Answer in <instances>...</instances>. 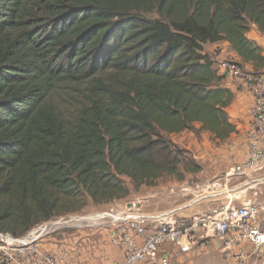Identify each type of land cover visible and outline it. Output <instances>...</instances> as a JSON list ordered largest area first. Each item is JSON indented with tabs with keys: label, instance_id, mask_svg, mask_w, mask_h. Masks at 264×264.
<instances>
[{
	"label": "trees",
	"instance_id": "obj_1",
	"mask_svg": "<svg viewBox=\"0 0 264 264\" xmlns=\"http://www.w3.org/2000/svg\"><path fill=\"white\" fill-rule=\"evenodd\" d=\"M150 14H157L151 18ZM264 0H0V233L127 198L203 166L172 135L237 132L207 43L264 70ZM82 86L71 118L55 103Z\"/></svg>",
	"mask_w": 264,
	"mask_h": 264
},
{
	"label": "built area",
	"instance_id": "obj_2",
	"mask_svg": "<svg viewBox=\"0 0 264 264\" xmlns=\"http://www.w3.org/2000/svg\"><path fill=\"white\" fill-rule=\"evenodd\" d=\"M216 67L224 78L253 94L254 103L246 111L245 159L230 164L219 176L201 178L198 174L176 182L170 192L187 200L170 210L147 211L142 200H117L105 210L53 217L23 237L0 233V264H68L66 251L45 247L42 242L44 237L71 229L87 233L86 237L101 232L120 253L111 264L183 263L212 242L218 243L231 263L252 264L256 258L264 262V205L242 200L245 188L257 183L260 177L256 175L264 169V70L249 72L233 58L216 62ZM211 201L220 206L187 214Z\"/></svg>",
	"mask_w": 264,
	"mask_h": 264
},
{
	"label": "crops",
	"instance_id": "obj_3",
	"mask_svg": "<svg viewBox=\"0 0 264 264\" xmlns=\"http://www.w3.org/2000/svg\"><path fill=\"white\" fill-rule=\"evenodd\" d=\"M248 36L262 47L264 54V33H262L256 25H254L251 31L248 33ZM205 50L210 53L212 58H214L217 63H220L227 58H233L236 61H240V57L234 50L231 49L230 43L227 41L208 43L205 46ZM245 68L250 72L252 71L253 66L251 63H247V65H245ZM222 86L226 88L229 87L235 93V97L232 101L233 103L229 106V114L231 121L237 125V132L234 133L226 143L219 145L213 143L209 137V140L206 142H194L196 147V153L194 154V156L197 162L201 165L202 162L209 163L210 169L207 173L211 176L216 175L218 172L223 171L225 168H228L230 164L245 159L248 154L246 131L249 126V122L246 117V111L248 107L254 103L253 94L247 87L241 84H236L229 78L223 79ZM185 132L186 131L179 134L182 135L185 134ZM204 133L210 136L209 132ZM175 135L176 134L172 135V137H175ZM204 136L205 135L203 134V137ZM183 137L185 138V135H183ZM172 139L174 142H177L175 138ZM200 160H202V162ZM203 173H206L204 169L199 173V175ZM243 195L242 200H246ZM180 197L181 195L179 194L171 196V200L173 201V203H171L172 205H170V207L168 208L162 209V211L170 210V208H174L180 205L183 202L182 201L181 203H178ZM237 202L240 203V201ZM197 210L202 209L201 207H198L194 210L188 211L187 214H193ZM66 232L67 235L62 237L63 240H60V237H57L56 235L52 236V240H50L52 242L49 244V247H52L56 250L66 251L69 259L68 264H111L112 261L118 259V257L120 256L119 251L116 248L112 247L111 254L106 262L103 257L101 260L99 258H96V255L102 254L103 249L101 248L103 247V244L100 245V247H93L91 245L94 244V242L101 240L99 233H95L91 237H86L87 233L76 231V233H80V235H75L71 234L72 232H70V230H66L65 233ZM46 247H48V245ZM99 248L101 249V251L94 253V251L98 250ZM186 258L188 261H190V264H234L227 261L223 257L219 250V245L217 242H212L211 246L203 250L200 254L195 256L191 255ZM252 264H264V262H262V260H260L259 258H256L254 259V261H252Z\"/></svg>",
	"mask_w": 264,
	"mask_h": 264
},
{
	"label": "rangeland",
	"instance_id": "obj_4",
	"mask_svg": "<svg viewBox=\"0 0 264 264\" xmlns=\"http://www.w3.org/2000/svg\"><path fill=\"white\" fill-rule=\"evenodd\" d=\"M150 17L151 18H157L158 15L157 14H150ZM64 86H66V87L58 89L53 94L54 100H55V103L60 107V109L66 113V117L72 118L77 113V108H78V104H79L78 97L81 94L80 90L83 87L78 86V85L69 84V83L65 84ZM203 134L205 135L204 137H203ZM183 135H185V138L183 137ZM208 137L209 136L207 134H205L204 132L201 133L200 135H196V133L194 131L188 130L185 132V134H182V135L176 134L175 137H172V138H175V140L177 141V142H175L176 144H179L181 147L187 148L194 155L196 153L195 152L196 147H195L194 142L195 141H198V143L206 142L209 140ZM200 161L202 162V160H200ZM202 165H203V169L206 171V173L198 175V177L210 178L211 175L207 173V172H209V169H210L209 163L202 162ZM219 175H221V174H216L215 176H219ZM256 176H259L260 180L257 183L250 184V186H247L243 192V194H244L243 196L245 197L246 200L253 199V200H256L257 202H260L261 204L264 205V169H263V171L259 172ZM121 179L127 185H130V187L132 188V191L127 198L120 199V200L117 199V200L120 202H123V203L130 202L133 200H142V201H144L143 205L145 207V210H147V211L162 210L164 208L170 207V205H172L171 203H173V201L171 200V196L176 195V194L170 192V187L176 185V181L171 179V177L163 178V179H161V181L159 180L158 184L155 186H150V187L144 186L139 191L135 190V188L131 184L130 178L122 176ZM241 180H243V179L241 178ZM237 181L238 180H235V182H237ZM186 200H187V198L180 197V199L178 200V203H181L182 201L184 202ZM114 202H115V200L111 201L109 204H95V203H93V201L91 199H89L88 203L86 205V208H84L80 212H73V213H83V212L84 213H90V212L105 210V209H108L110 207V204H112ZM235 203L239 204V202H235ZM210 206L217 207V206H220V203H216V202L211 201L210 203L207 202V203L202 204L200 207L202 210H207L208 208H210ZM35 228H33V229H35ZM32 230H30V231H32ZM70 232H72L71 234L80 235V233H76L75 229H71ZM98 233H99V236L101 237V240L94 242V244H92L91 246L100 247V245L103 244V247L101 248V249H103L102 250L103 255L102 254L96 255V258H99L101 260L103 257L105 259V262H106L110 256V254H111V250H112L113 246H109L107 244L106 238L101 232H98ZM65 235H67V232L65 233V231L61 232L58 235L56 234L57 237H60V240H63L62 237H64ZM53 236H55V235H53ZM51 237H44L43 238L44 239V241L42 242L43 246L46 247L48 245V247H49V244L52 242V241H50V240H52ZM57 239H59V238H57ZM0 244H2L1 240H0ZM6 246L11 247L12 245L11 246L6 245ZM101 249L99 248L98 250L94 251V253L101 251ZM177 264H190V261L186 260L183 263H177Z\"/></svg>",
	"mask_w": 264,
	"mask_h": 264
}]
</instances>
